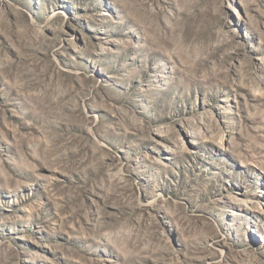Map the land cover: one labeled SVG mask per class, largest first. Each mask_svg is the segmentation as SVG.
I'll list each match as a JSON object with an SVG mask.
<instances>
[{"label": "rangeland", "instance_id": "374dc122", "mask_svg": "<svg viewBox=\"0 0 264 264\" xmlns=\"http://www.w3.org/2000/svg\"><path fill=\"white\" fill-rule=\"evenodd\" d=\"M0 264H264V0H0Z\"/></svg>", "mask_w": 264, "mask_h": 264}]
</instances>
